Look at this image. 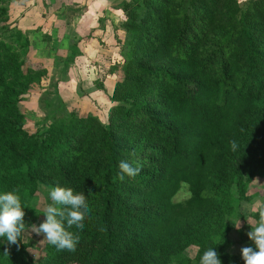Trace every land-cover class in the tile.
<instances>
[{"label":"trees","instance_id":"obj_1","mask_svg":"<svg viewBox=\"0 0 264 264\" xmlns=\"http://www.w3.org/2000/svg\"><path fill=\"white\" fill-rule=\"evenodd\" d=\"M117 8L123 63L104 115L61 113L63 104L47 102L31 132L22 101L46 74L26 64L36 30L8 24L0 5V193L19 189L26 226L39 220L38 196L51 203L55 186L83 192L91 209L82 229H68L79 236L75 250L46 241L35 259L25 231L10 246L0 237V264H199L210 247L221 264H244L232 247L249 242V230L231 222L246 220L241 202H252L249 186L264 179V0ZM66 54L63 72L81 50ZM121 160H138L142 171L120 181Z\"/></svg>","mask_w":264,"mask_h":264},{"label":"rangeland","instance_id":"obj_2","mask_svg":"<svg viewBox=\"0 0 264 264\" xmlns=\"http://www.w3.org/2000/svg\"><path fill=\"white\" fill-rule=\"evenodd\" d=\"M30 1L5 0V4H0L9 9L8 24L22 26L23 29L28 26L35 28L36 33L29 35L32 45L26 64L28 67L46 71L39 86L35 85L22 101L25 128L32 132L40 127L38 123L44 120L47 102L63 104L61 113L104 115L105 109L110 106L107 98L121 75L119 68L123 63L119 51L126 36L123 27L125 17L117 7L131 0H33V6L37 4L34 14L33 11L26 13V4ZM246 1L238 0L241 6ZM31 15V22L24 19L18 23L21 18ZM72 45L79 47L81 55L63 72L60 61L67 56L66 52ZM110 66H117V71L109 73ZM48 123L49 121L46 122ZM248 190V194L255 197L252 202H241V213L247 218L240 221L239 227L244 226L243 228L250 231L256 221L251 215L258 214L253 205L264 202V179L254 180ZM38 198L35 201L40 216L34 223L37 226L45 220L44 209L50 204L41 195ZM231 225L237 226L235 222H231ZM231 236L235 241V235L232 233ZM25 240L33 243L34 247L30 248V252L35 259L40 260L46 243L43 235L37 236L26 231ZM252 245V241L242 243L232 247L233 252H240L242 247ZM187 254L192 257L195 251L190 248Z\"/></svg>","mask_w":264,"mask_h":264},{"label":"clouds","instance_id":"obj_3","mask_svg":"<svg viewBox=\"0 0 264 264\" xmlns=\"http://www.w3.org/2000/svg\"><path fill=\"white\" fill-rule=\"evenodd\" d=\"M233 151L236 150L235 141H230ZM136 157L135 151L129 154ZM119 173L117 178L123 181L125 177L135 178L142 171V165L138 160H121L119 162ZM257 184L258 182L255 181ZM183 189L190 186L187 182H181ZM260 185V184H259ZM19 189L0 193V237L6 239L10 246L17 244L22 233L29 231L37 236L43 235L50 245L55 246L57 251H73L79 241L78 234L69 231L73 227L83 228V221L90 214V207L87 198L83 192L75 193L72 188L55 186L49 188L48 196L51 203L48 204L43 215L45 220L38 226L25 223L21 198L18 194ZM190 198L191 193H187ZM254 210L258 212V219L255 226L250 227L246 233L248 239L253 242L252 246H244L240 249L241 258L244 264H264V202H257L253 205ZM240 226L238 220L236 228ZM104 231V228L100 229ZM199 251L198 245H193ZM4 255H8V249H5ZM219 253L214 248H208L200 255L199 264H221Z\"/></svg>","mask_w":264,"mask_h":264},{"label":"crops","instance_id":"obj_4","mask_svg":"<svg viewBox=\"0 0 264 264\" xmlns=\"http://www.w3.org/2000/svg\"><path fill=\"white\" fill-rule=\"evenodd\" d=\"M33 4H34V1L32 0L31 3H30V6H33ZM25 19H26V18H25ZM31 19H32V18H31ZM29 20H30V19H29ZM24 25H25V24H23V26H24ZM20 28L23 29L22 26H21ZM24 29H34V28H31V27L28 26V27H25Z\"/></svg>","mask_w":264,"mask_h":264}]
</instances>
